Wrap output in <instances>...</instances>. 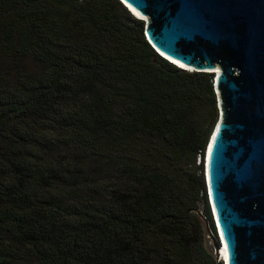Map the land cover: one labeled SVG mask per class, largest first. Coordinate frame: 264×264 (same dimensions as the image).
I'll return each instance as SVG.
<instances>
[{
  "label": "trees",
  "instance_id": "1",
  "mask_svg": "<svg viewBox=\"0 0 264 264\" xmlns=\"http://www.w3.org/2000/svg\"><path fill=\"white\" fill-rule=\"evenodd\" d=\"M214 79L121 0H0V264H217Z\"/></svg>",
  "mask_w": 264,
  "mask_h": 264
},
{
  "label": "water",
  "instance_id": "2",
  "mask_svg": "<svg viewBox=\"0 0 264 264\" xmlns=\"http://www.w3.org/2000/svg\"><path fill=\"white\" fill-rule=\"evenodd\" d=\"M123 1L159 54L215 74L205 174L219 238L205 222L206 245L217 264H264V0Z\"/></svg>",
  "mask_w": 264,
  "mask_h": 264
},
{
  "label": "rangeland",
  "instance_id": "3",
  "mask_svg": "<svg viewBox=\"0 0 264 264\" xmlns=\"http://www.w3.org/2000/svg\"><path fill=\"white\" fill-rule=\"evenodd\" d=\"M133 14V13H132ZM134 15V14H133ZM135 16V15H134ZM136 17V16H135ZM136 18H139V19H141V17H139V15H138V17H136ZM145 22V21H144ZM145 30H146V22H145ZM197 163H199V161L197 162ZM206 163V162H205ZM209 195V194H208ZM210 200V199H209ZM211 203V202H210ZM200 214L201 215H203L204 214V209L200 212ZM209 229H210V231L212 232V234L215 236V237H217V238H219L218 237V232H214L210 227H209ZM217 260V259H216ZM218 264H224V262L222 261V259L220 258L219 259V261H218Z\"/></svg>",
  "mask_w": 264,
  "mask_h": 264
},
{
  "label": "bare ground",
  "instance_id": "4",
  "mask_svg": "<svg viewBox=\"0 0 264 264\" xmlns=\"http://www.w3.org/2000/svg\"><path fill=\"white\" fill-rule=\"evenodd\" d=\"M133 12H135L134 10H133ZM136 13V12H135ZM136 15H138L137 13H136ZM140 17V16H139ZM164 55V54H163ZM172 60V59H171ZM172 61H174V60H172ZM175 63H177L176 61H174ZM179 66H181V67H184V66H182V65H180L179 63H177ZM184 68H187V67H184ZM187 69H190V68H187ZM190 70H192V69H190ZM222 249H225L224 247L222 248ZM221 259H222V261L224 262V260L223 259H225L224 257H221Z\"/></svg>",
  "mask_w": 264,
  "mask_h": 264
},
{
  "label": "clouds",
  "instance_id": "5",
  "mask_svg": "<svg viewBox=\"0 0 264 264\" xmlns=\"http://www.w3.org/2000/svg\"><path fill=\"white\" fill-rule=\"evenodd\" d=\"M122 1V0H121ZM123 2V1H122ZM124 3V2H123ZM129 9V8H128ZM162 54V53H161ZM165 56V55H164ZM165 58V57H164ZM170 59V58H169ZM178 67H181V66H178Z\"/></svg>",
  "mask_w": 264,
  "mask_h": 264
}]
</instances>
